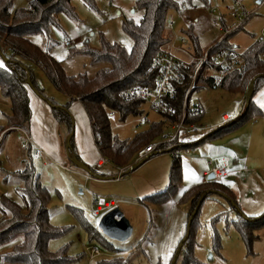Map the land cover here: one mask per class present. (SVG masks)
<instances>
[{"label":"rangeland","instance_id":"obj_1","mask_svg":"<svg viewBox=\"0 0 264 264\" xmlns=\"http://www.w3.org/2000/svg\"><path fill=\"white\" fill-rule=\"evenodd\" d=\"M138 1L94 0L91 7L84 0H72L75 19L60 14L58 26L51 28L49 35L35 34L30 40L48 51L55 61L61 62L67 76L94 77L109 64H93L83 50H99L105 41L131 52L133 39L123 30V23L141 21L143 12L137 7ZM177 1L180 9L167 14L166 36L169 41L164 50L184 63L199 62L201 65V59L209 50L233 32L240 22L226 12V8L234 5L236 0H210V5L204 0H194L192 5L187 0ZM258 1L243 2L237 9L238 19L240 17L242 22L231 43L239 54L256 39L264 41V1L261 4ZM27 6L28 0H14L13 9ZM192 25L204 54L202 58L196 54V45L189 30ZM182 38L186 44L181 42ZM4 66L0 55V67ZM27 66L45 97L37 96L52 99L58 106L70 102V98L51 84L38 65L28 62ZM245 97L220 88L205 87L194 91L189 107H201L203 110L201 119L196 123L200 130L179 136V143L183 141L190 148L171 151L173 146L165 147L148 159L137 157L133 164L141 163L140 166L133 173L119 177L123 172L109 160L103 167L91 165L94 174L81 171L71 161L67 151L68 140L71 136L75 139L77 122L80 129L82 124L81 119L74 116V104L69 110L73 130L70 132L66 125L57 126L55 134L61 142L60 157H50L37 146L35 130L31 128L23 132L8 127L7 117L11 114L12 101L0 91V219L4 216L3 197L25 208L21 193L23 183L14 173L31 166L49 192L50 223L62 231L60 236L50 240L49 250L64 253L69 260L64 264H172L174 261L181 264L182 257L176 260L174 256L180 242L188 234L191 216L195 212L192 210L193 201L184 199V195L204 183L203 173L212 171L208 163L213 161L214 166L230 172L223 179L228 191L226 194L224 188H218L217 193L204 199L198 209L193 227L194 257L198 264H264V226L255 230V239L248 247L235 225L244 216L254 220L264 214V85L254 95L248 117L239 121L247 114ZM48 105L52 108L51 104ZM143 109L141 116H132L125 121L114 115L110 120L112 134L125 141L132 139L136 133L148 130L151 123L164 120L150 103L145 104ZM79 114L84 118L83 108L79 109ZM226 114L231 121L224 123L222 117ZM237 121V125L226 128ZM173 126H164L163 135L153 144L161 145L164 135L173 133ZM220 129L219 135L209 137ZM28 140L41 150L40 158L35 156L37 148L31 146ZM174 157L179 158L181 163L180 187L172 194L168 192L170 197L166 201L158 203L149 200L153 195L164 193L168 187ZM87 176L90 178L87 179ZM95 202L97 205L94 206ZM98 207L99 213L95 215ZM115 209L133 228L132 237L124 242L111 241L98 228L102 217ZM83 222L92 227L93 234L86 231ZM215 236L220 239L219 251L212 248ZM19 241L20 237H17L0 247V264H19L1 261V256L11 251ZM91 246L98 247L101 255L90 259L86 248Z\"/></svg>","mask_w":264,"mask_h":264},{"label":"trees","instance_id":"obj_2","mask_svg":"<svg viewBox=\"0 0 264 264\" xmlns=\"http://www.w3.org/2000/svg\"><path fill=\"white\" fill-rule=\"evenodd\" d=\"M84 1L89 6H94V0ZM193 1L187 0L190 5ZM204 1L206 4L210 3V0ZM13 4L14 0H0V55L5 62V66L0 67V91L12 101L11 114L7 117L8 127L23 132L27 131L32 120L29 92L33 91L39 96H44L43 89L40 88L33 72L27 66L28 62L34 63L43 70L58 91L70 98V102L65 106H58L52 99H44L52 105V115L56 122L68 126L72 132L73 119L69 110L74 102H80L90 120L102 158L109 160L117 168L125 169L133 166L134 160L138 157L137 153L161 137L164 133V126L176 125L184 114L185 123L195 125L201 119L203 110L189 107V101L194 91L206 87L243 94L246 96L245 103L248 109L247 114L239 119L242 121L248 117L254 95L264 85V41L256 39L244 52L239 54L235 45L231 43V38L239 30L238 28L224 36L209 50L208 61L199 70L195 87L189 95L188 91L192 85L193 75L200 63L183 64V81L178 84L174 83V95L165 98L166 104L173 111L172 114L157 112L163 116V121L153 122L148 130L136 133L132 139L121 141L111 132L110 120L112 117L110 114L119 115L121 121H125L129 117L141 116L144 113L143 106L149 101L138 95L129 98L127 93L132 88L141 90L155 88L160 71L152 68L151 61L166 51L164 47L169 41L166 36L167 14L172 10L180 9L178 1H138L137 7L143 12L141 21L135 23L130 20L123 23V30L133 39L131 52L116 43L111 44L105 41L102 42L99 50L85 48L83 54L88 55L93 64H109L108 68L100 70L94 77L67 76L61 62L55 61L48 51L36 46L30 40V37L35 34L49 35L51 28L58 26L57 18L60 14L75 19L76 14L72 0H28V6L24 9H13ZM189 30L192 32V40L196 45L197 57L202 58L204 54L197 43L198 36L193 33V26H190ZM224 53L227 54L228 63H219L216 59ZM234 54L238 55L242 67L235 66L231 59ZM252 83H254L253 95L248 104L247 94ZM237 124L238 121L226 128ZM221 130L215 131L209 137L219 135ZM165 147H172L171 151H177L182 148L188 149L190 145L176 141L164 145L163 148ZM170 150L168 149V151ZM69 157L72 162L83 164L76 154L74 136L70 138ZM181 169L179 158L174 157L168 187L164 193L153 195L149 200L152 199L160 203L169 199L171 192L180 187ZM14 176L23 183L21 193L26 206L24 208L9 198H2L4 216L0 219V247L17 237H20V241L11 251L1 256V261L19 264L67 263L69 260L64 253H53L49 250L50 240L60 236L62 231L50 223L48 190L41 184L38 174L31 166L23 171L15 172ZM218 188H224V192L227 194L228 190L223 183L216 184L211 180L197 185L184 195V199L193 201L192 210L195 212L191 216L192 223L188 229L189 237L186 235L182 239L179 244L182 246V251L178 255L177 251L174 256L176 260L182 257L181 264H198L194 257L195 236L193 232L199 212V210L196 212V209L202 197L206 199L212 196L213 193H217ZM168 192H170L169 195ZM235 225L242 240L248 247H251L255 239V230L264 226V214L260 219L254 220L244 216V219L235 222ZM83 227L87 232L93 234V229L89 224L83 222ZM219 240V236H215L213 239L212 248L216 251L221 248Z\"/></svg>","mask_w":264,"mask_h":264},{"label":"built area","instance_id":"obj_3","mask_svg":"<svg viewBox=\"0 0 264 264\" xmlns=\"http://www.w3.org/2000/svg\"><path fill=\"white\" fill-rule=\"evenodd\" d=\"M249 0H236L234 5H230L226 8V12L233 18L236 20H239L240 24L242 22V19L239 17L238 19V13H237V9L241 6V4L243 2H246ZM261 4V3H260ZM210 11L212 12L213 9L210 8ZM235 26V30L238 29L237 27H239V24ZM223 30V29H222ZM181 42L183 44H186V41L182 38ZM208 53L201 59V61H203V63L199 66V68L196 70V72L193 75V79H192V85L189 89V93L188 95L191 93V91L194 89L195 87V83L197 80V74L199 72V70L201 69V67L204 65V63H206L208 60ZM231 59L234 61V64L237 68L242 67V63L240 62L238 55H232ZM216 60H223V63H228L227 60V54L224 53L222 54L220 57H218ZM152 62V68L159 70L160 74H159V80L155 86V88L153 89H147V90H141L138 88H132V90H130V92L127 93V97L132 98L133 96H142L143 98H145L147 101H149V103L151 104V107L153 109H155V111L160 112L162 114L166 113V114H172L173 111L171 110V108L168 107V105L166 104L165 98L166 96H173V84H178L181 83L183 81V75H182V68H183V64L184 62L181 61L179 58L177 59L172 53L164 51L161 54H159L158 56L154 57ZM188 98V96H187ZM198 109H200L201 107H197ZM110 117H114L113 114H110ZM228 118L226 117L224 119V122H227ZM172 134H167L164 135V137L162 138L163 143L159 146L155 145V144H150L149 147H146L142 150H140L137 153L138 159H148L150 155H154L157 154L158 150H161V148L164 147V145H169L172 143H175L176 141H180L179 136L181 133L184 134H192L195 133L197 131L200 130V126L197 124H187L185 123V114L183 115V117L180 119V121L178 123H176V125H174L172 127ZM31 144V146L36 147L31 140H28ZM37 148V151L35 153L36 157H39L41 155V150ZM159 154V153H158ZM106 162H108L107 159H102V161L99 162L98 166H101L103 164H105ZM210 165L212 166V163H210ZM212 171L210 173H208L206 175L207 178H209L210 175L214 174V178L212 179L216 184H222L223 183V175L221 173V170L216 168V167H212L211 169ZM87 179H89L90 177L87 176ZM94 206L97 205V203L95 202L93 204ZM100 210V207H98V209L96 211H94L95 215H98ZM86 252L89 256L90 259L96 258L98 256L101 255V251L99 250L98 247L95 246H91V247H87L86 248Z\"/></svg>","mask_w":264,"mask_h":264},{"label":"crops","instance_id":"obj_4","mask_svg":"<svg viewBox=\"0 0 264 264\" xmlns=\"http://www.w3.org/2000/svg\"><path fill=\"white\" fill-rule=\"evenodd\" d=\"M260 1L261 0H259L258 3ZM210 4L211 2L208 5ZM194 10L197 11L196 8H194ZM65 96L67 97V95ZM29 98H30V106H31V111H32V120H31L29 129L32 128L33 130H35V137L39 144L37 146H39L41 150L43 149L45 151L44 153H46L50 157L59 158L61 142L56 136L55 132H56V129L58 128L57 126L61 124H58L56 120L54 119L52 115V109L48 105L49 103H47L46 100L37 96L36 93H34L33 91L29 92ZM73 104L74 106H76L75 107L76 112H75V115L74 114L73 115L75 116V118L77 115L79 119H81L82 121L81 129L78 127V122H77V135L75 136V139H74L75 147H76V154L80 158V161L87 167H90L91 165L98 166L99 162L102 161L103 158H102V155L100 154V151L98 150L88 115L84 109V106L80 102H74ZM73 104L71 105L70 109L73 107ZM81 108H83L85 112L84 118L83 117L81 118L79 114V109ZM226 117L228 118V121H231L230 117L226 114V115H223L222 122H224V119ZM227 122H224V123H227ZM65 141L66 140H64V144L66 145ZM210 163H212L213 167H216L221 170L223 179H226L228 175L230 174L229 171H226L219 166H214L213 161L212 162L210 161L208 163V166L211 167V169H212V166L210 165ZM103 166L105 165L103 164L100 167H103ZM125 169L119 168L120 172L125 171ZM210 172L211 171L207 170L203 173V182L206 181L207 179L206 175Z\"/></svg>","mask_w":264,"mask_h":264},{"label":"water","instance_id":"obj_5","mask_svg":"<svg viewBox=\"0 0 264 264\" xmlns=\"http://www.w3.org/2000/svg\"><path fill=\"white\" fill-rule=\"evenodd\" d=\"M261 1L259 3H261ZM253 84L254 83H252L250 85V88L248 90L249 91V93L247 94V103L248 104H249V102L252 99ZM69 146H70V139L68 140L67 151H69ZM74 163L82 171H84V172H86L88 174H94L92 172V170L89 167H87L86 165L80 164V163H76V162H74ZM140 164L141 163L134 164L133 166H130V167L126 168V170L123 171V173H121L119 177H124V176H126L128 174L133 173L134 170L137 169L140 166ZM95 177L98 178V179L106 180V178H104V177H99V176H95ZM119 177H116V179H118ZM213 178H214V174L210 175L208 179H209V181H211ZM204 199H205V197H202L200 199V203L197 206L196 212L200 208L201 204L204 202L203 201ZM191 223H192V220L190 221L189 226L191 225ZM98 228L100 229L102 234L106 238L110 239L111 241L124 242V241H127L128 239H130L132 237V235H133L132 234L133 233V228H132L130 222L123 216V214L118 209H115V210L107 213L105 216H103L101 221H100V223H99ZM187 233H188V231H187ZM187 237H189V233L187 234ZM181 251H182V246L179 247L177 255ZM175 263H176V261H174L172 264H175Z\"/></svg>","mask_w":264,"mask_h":264}]
</instances>
